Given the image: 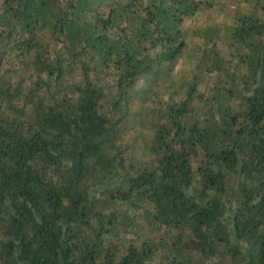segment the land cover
I'll use <instances>...</instances> for the list:
<instances>
[{"label": "trees", "instance_id": "obj_1", "mask_svg": "<svg viewBox=\"0 0 264 264\" xmlns=\"http://www.w3.org/2000/svg\"><path fill=\"white\" fill-rule=\"evenodd\" d=\"M237 1L194 31L200 83L173 74L212 0H0V264H264V0Z\"/></svg>", "mask_w": 264, "mask_h": 264}, {"label": "rangeland", "instance_id": "obj_2", "mask_svg": "<svg viewBox=\"0 0 264 264\" xmlns=\"http://www.w3.org/2000/svg\"><path fill=\"white\" fill-rule=\"evenodd\" d=\"M213 5L209 8L204 9L202 12L196 14L192 18L185 21L184 28L187 31L188 37L186 39L188 43V53L181 58L174 69V76L185 75L188 69H191V72L194 70L196 62L194 56H192V51L198 52L197 45L200 42L196 36H194V31L198 27L205 26L211 23H219L220 25L226 24V21L230 20V11L237 10L238 7H241V10H245L247 6L245 4H239L237 0H212ZM52 56L54 55L53 46L51 47ZM194 73H200V78L198 79L201 83V71L194 70ZM192 75V73H190ZM77 77V75H75ZM215 79V78H214ZM109 85H111L112 80H106ZM204 84L208 87H211L212 84H207L205 80H202ZM109 89H113L108 87ZM115 91H107V100L104 101L102 109L104 111H110L111 95ZM172 87L168 85H161L156 91L150 96L146 101L139 100V98L134 99L132 102H129L125 109L127 110V116L130 118L126 122V127L124 132L121 135L119 144L123 146L126 150V156H144L143 152V143L147 142L150 135V126L153 124V119H157L156 114L158 109L163 110L167 105V100L171 97ZM113 100V97H112ZM155 110V112H154ZM111 110L110 112H112ZM142 120H141V118ZM142 121V122H141ZM144 122V123H143ZM146 125V126H145ZM130 146H126L127 144ZM136 154V155H135ZM137 235L135 230L131 231L130 236Z\"/></svg>", "mask_w": 264, "mask_h": 264}]
</instances>
